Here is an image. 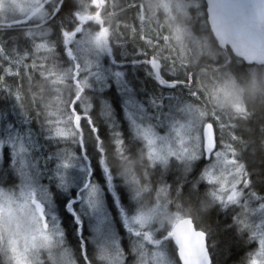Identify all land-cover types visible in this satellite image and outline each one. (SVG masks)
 I'll return each mask as SVG.
<instances>
[{"label":"snow or ice","instance_id":"obj_1","mask_svg":"<svg viewBox=\"0 0 264 264\" xmlns=\"http://www.w3.org/2000/svg\"><path fill=\"white\" fill-rule=\"evenodd\" d=\"M0 264H264V0H0Z\"/></svg>","mask_w":264,"mask_h":264},{"label":"trees","instance_id":"obj_2","mask_svg":"<svg viewBox=\"0 0 264 264\" xmlns=\"http://www.w3.org/2000/svg\"><path fill=\"white\" fill-rule=\"evenodd\" d=\"M257 102H259V101H257Z\"/></svg>","mask_w":264,"mask_h":264}]
</instances>
